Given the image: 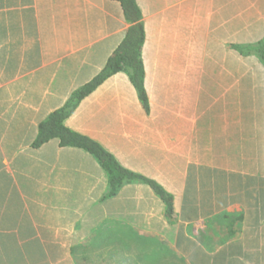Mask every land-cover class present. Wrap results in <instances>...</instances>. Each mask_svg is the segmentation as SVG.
<instances>
[{
  "label": "crops",
  "instance_id": "obj_1",
  "mask_svg": "<svg viewBox=\"0 0 264 264\" xmlns=\"http://www.w3.org/2000/svg\"><path fill=\"white\" fill-rule=\"evenodd\" d=\"M136 3L147 105L122 71L66 124L157 182L171 217L146 182L110 194L89 151L58 138L34 146L41 122L134 25L120 1L0 0V264H105L142 251L264 264V62L254 50L264 0Z\"/></svg>",
  "mask_w": 264,
  "mask_h": 264
},
{
  "label": "trees",
  "instance_id": "obj_2",
  "mask_svg": "<svg viewBox=\"0 0 264 264\" xmlns=\"http://www.w3.org/2000/svg\"><path fill=\"white\" fill-rule=\"evenodd\" d=\"M122 4L124 13L129 22L134 23L130 27L123 41L113 54L108 58L103 69L91 81L73 92L63 107L53 111L39 127V134L34 141V146L39 147L52 138L60 139L62 146H75L89 151L99 161L110 176L111 191L113 194L125 181H142L150 184L155 192L162 197L167 204V212L171 217L174 207L173 198L154 180L148 179L138 173L123 167L115 156L106 150L100 143L72 128L66 122L70 118L83 99L95 91L108 78L118 72L125 71L138 89L140 96L147 105V96L144 87L145 71L141 59V47L144 42V29L140 23L141 12L136 0H118ZM137 22V23H136ZM136 23V24H135ZM259 57L264 62V40L254 47Z\"/></svg>",
  "mask_w": 264,
  "mask_h": 264
},
{
  "label": "rangeland",
  "instance_id": "obj_3",
  "mask_svg": "<svg viewBox=\"0 0 264 264\" xmlns=\"http://www.w3.org/2000/svg\"><path fill=\"white\" fill-rule=\"evenodd\" d=\"M134 234V233H132ZM121 258L118 260L115 257H110L105 261V264H183L191 263L189 254L186 253L184 257H181L177 252H160L154 251V253H121ZM134 256V258H133ZM136 257V258H135Z\"/></svg>",
  "mask_w": 264,
  "mask_h": 264
}]
</instances>
